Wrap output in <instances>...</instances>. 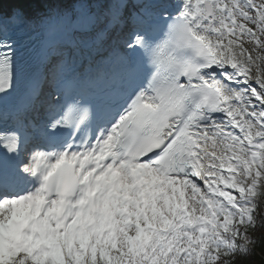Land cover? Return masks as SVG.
I'll return each mask as SVG.
<instances>
[{"label":"snow or ice","instance_id":"6c2138e0","mask_svg":"<svg viewBox=\"0 0 264 264\" xmlns=\"http://www.w3.org/2000/svg\"><path fill=\"white\" fill-rule=\"evenodd\" d=\"M0 264H247L264 240V0H0Z\"/></svg>","mask_w":264,"mask_h":264},{"label":"trees","instance_id":"16d2710c","mask_svg":"<svg viewBox=\"0 0 264 264\" xmlns=\"http://www.w3.org/2000/svg\"><path fill=\"white\" fill-rule=\"evenodd\" d=\"M258 234L259 232L256 233L257 238L264 236V233L260 232V235ZM262 243H264V240H262L259 246L255 248V252L253 253V260L255 261V264H264V248Z\"/></svg>","mask_w":264,"mask_h":264},{"label":"rangeland","instance_id":"374dc122","mask_svg":"<svg viewBox=\"0 0 264 264\" xmlns=\"http://www.w3.org/2000/svg\"><path fill=\"white\" fill-rule=\"evenodd\" d=\"M258 235H260V232H259ZM262 245H263V248H264V243H262ZM254 262L255 261L253 260V256L252 255L247 258V264H255Z\"/></svg>","mask_w":264,"mask_h":264}]
</instances>
